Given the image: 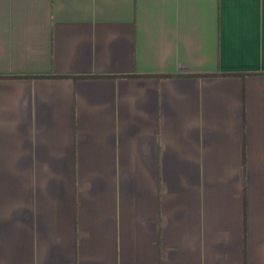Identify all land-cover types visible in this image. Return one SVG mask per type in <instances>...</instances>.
Returning a JSON list of instances; mask_svg holds the SVG:
<instances>
[{"label":"crops","instance_id":"0c3cea01","mask_svg":"<svg viewBox=\"0 0 264 264\" xmlns=\"http://www.w3.org/2000/svg\"><path fill=\"white\" fill-rule=\"evenodd\" d=\"M0 264H264V0H0Z\"/></svg>","mask_w":264,"mask_h":264}]
</instances>
